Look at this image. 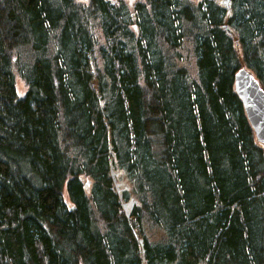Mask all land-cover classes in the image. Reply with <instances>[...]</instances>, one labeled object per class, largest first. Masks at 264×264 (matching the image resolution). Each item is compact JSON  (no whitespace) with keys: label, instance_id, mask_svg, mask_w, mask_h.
Here are the masks:
<instances>
[{"label":"trees","instance_id":"16d2710c","mask_svg":"<svg viewBox=\"0 0 264 264\" xmlns=\"http://www.w3.org/2000/svg\"><path fill=\"white\" fill-rule=\"evenodd\" d=\"M229 1L0 0V264H264V0Z\"/></svg>","mask_w":264,"mask_h":264},{"label":"water","instance_id":"95a60500","mask_svg":"<svg viewBox=\"0 0 264 264\" xmlns=\"http://www.w3.org/2000/svg\"><path fill=\"white\" fill-rule=\"evenodd\" d=\"M229 2V0H223V3L227 5V7L230 4ZM235 90L243 102L257 140L264 146V88L250 70L246 67H242L235 75ZM134 203L133 200L124 203L128 216L130 214L127 206L132 209ZM141 242L143 243V241Z\"/></svg>","mask_w":264,"mask_h":264},{"label":"rangeland","instance_id":"374dc122","mask_svg":"<svg viewBox=\"0 0 264 264\" xmlns=\"http://www.w3.org/2000/svg\"><path fill=\"white\" fill-rule=\"evenodd\" d=\"M27 86L21 81V79L20 78H18V80H17V90H18V92L21 94V95H25V93H26V91H27ZM128 201H126V203H127ZM125 209V208H124ZM127 209H128V211H129V207L127 206ZM131 210V209H130ZM125 211H126V209H125Z\"/></svg>","mask_w":264,"mask_h":264}]
</instances>
